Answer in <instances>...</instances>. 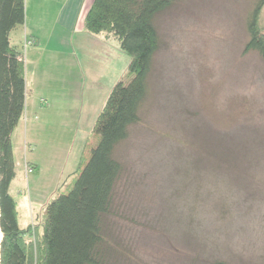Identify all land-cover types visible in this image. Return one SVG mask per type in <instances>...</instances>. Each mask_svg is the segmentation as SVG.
Listing matches in <instances>:
<instances>
[{"label": "rangeland", "instance_id": "1", "mask_svg": "<svg viewBox=\"0 0 264 264\" xmlns=\"http://www.w3.org/2000/svg\"><path fill=\"white\" fill-rule=\"evenodd\" d=\"M255 2L177 0L155 19L159 48L140 122L115 152L123 172L106 222L119 264H264V62L244 52ZM30 3L29 26L13 33L36 27L41 54L38 66L28 62L41 82L27 96L38 131L30 139L29 124L25 133V160L34 164L22 174V224L66 192L92 108L98 114L114 85L130 79V58L114 39L108 49L98 37L81 44L87 50L79 45L66 65L55 2ZM259 23L264 31V7ZM97 141L94 134L88 149Z\"/></svg>", "mask_w": 264, "mask_h": 264}, {"label": "trees", "instance_id": "2", "mask_svg": "<svg viewBox=\"0 0 264 264\" xmlns=\"http://www.w3.org/2000/svg\"><path fill=\"white\" fill-rule=\"evenodd\" d=\"M176 1L93 0L84 28L118 42L130 58V79L114 85L95 117L77 175L66 192L57 193L40 214L22 224L11 193L15 178L11 137L25 113L26 65L23 50L10 43V35L25 24V0H0V264H119V252L108 242L106 222L123 172L115 152L140 122L159 48L155 19ZM263 7L264 0H256L249 14L244 52L255 51L264 62L259 23ZM94 134L98 141L88 149Z\"/></svg>", "mask_w": 264, "mask_h": 264}, {"label": "crops", "instance_id": "3", "mask_svg": "<svg viewBox=\"0 0 264 264\" xmlns=\"http://www.w3.org/2000/svg\"><path fill=\"white\" fill-rule=\"evenodd\" d=\"M51 2H55V5L57 6L56 7L57 8L56 24L59 25L62 29H64L65 32L67 33L66 36L64 37V39L63 40L61 39L63 51L60 53L64 56V58H62V57L61 58H62V60H64L66 62V65H67L68 61H70L69 66L72 67V59L74 60V57L76 59L78 58V52L75 51L74 48L77 49V47L79 45L81 46V44H84V43L88 45L90 42L93 41V39H97V37H98V39L94 40V41H97V43L100 42L99 45L101 47L108 49V45L105 42L108 41V39H112V38H107L102 34H98V35L93 36V34L88 33L84 28L85 15H86L91 3L93 2V0H51ZM29 11H31V12L35 11L31 5V3H30V5L28 4L25 7V21H26L27 25H28V20H29L31 14H33ZM19 28H21V27H19ZM17 29H15L11 33L10 43L12 45L17 46L19 49H22L24 52V60H25V65H26V74H25L26 100H25L24 116L21 119V121L19 122L18 126L15 128V130L12 134V137H11L12 145H13V155H14V161H15V178L13 179L12 184H11V193H12L13 198H15V200L17 201L18 212H19L20 219L22 221V218L24 217V212L26 214V211H25V204L26 203L24 201V198L20 197L22 195L21 189H20V187H21L20 184L22 182V174H23V172L27 173L29 171H32L33 164H34V162L31 163L30 160H25V153H26L25 151L27 149L26 148L27 144L25 142V138H26L25 133H27V131H28V125L29 124L31 126V128L28 131L29 133H31L30 139L34 135H36V133L38 131V128L36 129V125H38V124H36L33 121V117L30 116V114L28 113L27 96H29L30 93H33L34 90L38 89V84L40 81L38 79L36 73L34 74L33 71H31L29 73L28 62L32 63L33 65L38 66V61L40 60L41 54H39L38 52H34V50L39 51V49H40V45L38 46V39L35 36L36 32H38V29L36 27H34L33 30L29 33L24 31L21 36H19V35L14 36L13 33L15 31H17ZM27 34L31 37V40L34 41V44L32 46H28V47H30V48L35 47V48H33V51L31 50L28 53H26V50L28 49V47H26L25 49L23 47L24 40L26 38H28ZM78 36L80 37V39L78 38ZM93 37H95V38H93ZM103 39H105V41ZM15 40L17 41V43L15 42ZM73 42L76 44L75 47L73 46ZM95 44H96V42H94V45ZM111 46L112 45H109V47H111ZM79 49L80 50H82V49L87 50V46H83V47L81 46V48H79ZM114 65L115 64H113V62L111 60L110 62H108L107 67H108V69L114 68ZM54 75H52L51 73L50 74L47 73L46 76H43V80L44 79H46L47 81L52 80V84H54V81L56 80V77H54ZM76 76L78 77V74H76ZM77 80H79V79H77ZM69 90L70 91L73 90V95H74V93L76 94L77 86H76L75 82L71 85V88H69ZM89 100H91V98ZM90 106H93V102H91V101H90ZM96 110H97V107H96V105H94V108H92L93 118L96 117V114H97ZM25 129H26V131H25ZM89 137L90 136H88L87 139ZM87 139H86V141H87ZM86 141H85V143H86ZM84 146H85V144H84ZM83 149H84V147H83ZM32 160L36 162V159H32ZM27 167L30 168V170L27 171Z\"/></svg>", "mask_w": 264, "mask_h": 264}, {"label": "built area", "instance_id": "4", "mask_svg": "<svg viewBox=\"0 0 264 264\" xmlns=\"http://www.w3.org/2000/svg\"><path fill=\"white\" fill-rule=\"evenodd\" d=\"M33 44H34V41H33V40L26 38V39L24 40L23 47H24V49H25L26 47H28V46H32ZM28 170H30V168L27 167V171H28Z\"/></svg>", "mask_w": 264, "mask_h": 264}, {"label": "water", "instance_id": "5", "mask_svg": "<svg viewBox=\"0 0 264 264\" xmlns=\"http://www.w3.org/2000/svg\"><path fill=\"white\" fill-rule=\"evenodd\" d=\"M0 240H1V233H0Z\"/></svg>", "mask_w": 264, "mask_h": 264}]
</instances>
